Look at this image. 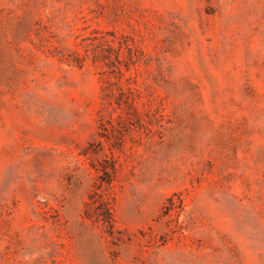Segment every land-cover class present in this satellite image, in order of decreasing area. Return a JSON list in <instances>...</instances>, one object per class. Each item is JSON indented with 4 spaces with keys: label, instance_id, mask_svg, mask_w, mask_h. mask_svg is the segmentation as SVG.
<instances>
[{
    "label": "rangeland",
    "instance_id": "rangeland-1",
    "mask_svg": "<svg viewBox=\"0 0 264 264\" xmlns=\"http://www.w3.org/2000/svg\"><path fill=\"white\" fill-rule=\"evenodd\" d=\"M0 264H264V0H0Z\"/></svg>",
    "mask_w": 264,
    "mask_h": 264
}]
</instances>
